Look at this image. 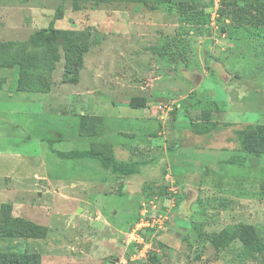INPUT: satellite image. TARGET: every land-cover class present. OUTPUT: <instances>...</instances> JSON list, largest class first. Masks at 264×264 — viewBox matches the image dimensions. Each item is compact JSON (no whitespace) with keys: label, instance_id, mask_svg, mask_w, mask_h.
Wrapping results in <instances>:
<instances>
[{"label":"rangeland","instance_id":"obj_1","mask_svg":"<svg viewBox=\"0 0 264 264\" xmlns=\"http://www.w3.org/2000/svg\"><path fill=\"white\" fill-rule=\"evenodd\" d=\"M251 1L0 0V264H264L238 239L245 224L264 238V154L238 140L264 124V0L260 13ZM49 25L56 38L36 44ZM168 36L182 53L157 52ZM136 104L152 115L142 124ZM205 111L225 151L183 184L157 132L207 127ZM149 199L171 205L172 220L138 254L123 233ZM204 233L229 242L215 248Z\"/></svg>","mask_w":264,"mask_h":264},{"label":"trees","instance_id":"obj_2","mask_svg":"<svg viewBox=\"0 0 264 264\" xmlns=\"http://www.w3.org/2000/svg\"><path fill=\"white\" fill-rule=\"evenodd\" d=\"M135 1L144 2L146 0H135ZM158 1L160 3H170L172 1H176L178 3V6L181 8V6H183L185 2H189L193 0H158ZM259 1L260 0L251 1L247 5L248 6L247 10H249V12L256 11L260 13V7L257 6V2ZM55 38H56V33L54 31V28L51 25L45 28H41L34 32V42L36 44L49 43ZM167 42H169V44H171L175 48H169V51H168L166 49V47L168 46ZM167 42L166 44H162L161 48H158L157 52L159 54L167 53L172 56L173 54H176V53H182V50L184 51L185 46L182 44L179 38L177 37L175 38V36H168ZM142 104L141 105L136 104L133 107H141L143 106ZM207 104L203 103V105H207ZM205 116L207 118V120L205 121L207 122L208 125L207 127H204V128L216 129L215 127H217V124H215V121L210 119L208 111H205ZM203 122L204 121H201L198 123L203 124ZM198 123L196 124V122H192L191 124L193 127L197 128L199 126ZM238 140H239L240 147L244 152L248 154H254V155L264 154V124L254 123V124L247 125L246 127H244L242 130L238 132ZM59 155L61 157H67V156H75L76 153L71 152V153L65 154L63 152H60ZM85 155L91 156L93 158H97L103 164L110 166L113 172H118L120 174H129L132 172H136V169L133 166L126 165L114 159L110 155L107 156L101 152H91V151L86 152ZM160 207L162 209H165V206L163 204H160ZM171 217H172V211L169 214V219L165 222L166 223L165 230H167V225L172 220ZM4 235L5 234L3 230L0 229V236H4ZM204 236L210 242V244L214 246L215 248H221L227 245V243L229 242L228 236L223 233H204ZM238 239L240 240L241 244L248 252L250 253L257 252V253L264 255V238L259 234L258 229L254 227L253 225L251 224L242 225L238 233ZM15 263L21 264V259L15 260Z\"/></svg>","mask_w":264,"mask_h":264},{"label":"crops","instance_id":"obj_3","mask_svg":"<svg viewBox=\"0 0 264 264\" xmlns=\"http://www.w3.org/2000/svg\"><path fill=\"white\" fill-rule=\"evenodd\" d=\"M192 91L193 90L188 89L186 93H184L179 98V100L186 99L189 96L187 95V93H191ZM167 100H169V102H173V100H171L170 98H167ZM210 101H212L214 105H217L219 107L216 101ZM139 109H141V112L131 115L130 117L135 123L142 124L152 115L144 112V109L142 107H140ZM183 109L187 110L185 106ZM192 122L198 123L199 120H192L191 122L189 121V126L182 124H173L174 127H171V130H162L160 132H157V134H166L164 136V146L171 144L173 145V148H170V150H173L172 153H165L164 155L168 162V169L171 171V173H173V176H175L176 179L179 178L183 182V184L187 183L188 176L194 175V171L197 170L200 165H202V161L204 158L208 157V161H210L212 158L215 161L216 154L219 151H225L224 149L226 147L224 145L217 146L216 144H213V142L215 143L217 141L216 138L219 137L217 135V132H215L217 131V129H206L201 126L195 128L192 126ZM193 137L194 140H192ZM221 140L224 142V139ZM209 141L212 143H210ZM207 160H205V162H207Z\"/></svg>","mask_w":264,"mask_h":264},{"label":"built area","instance_id":"obj_4","mask_svg":"<svg viewBox=\"0 0 264 264\" xmlns=\"http://www.w3.org/2000/svg\"><path fill=\"white\" fill-rule=\"evenodd\" d=\"M167 107L168 106L163 103H160L157 106L156 113L159 115V117L162 118L163 113L167 114ZM163 205L165 206V209H162L160 205L156 207L155 202L151 201L150 199L142 201L139 204V210L135 221L130 227L127 228L126 231H124L123 241L126 245H129L130 243L136 244L138 248V254L142 253L140 251L146 248L145 244H149L150 246L149 240L153 238L152 236L154 235V232L159 231V228H161L162 225H164L166 228L165 222L169 219V214L172 210L171 205Z\"/></svg>","mask_w":264,"mask_h":264},{"label":"water","instance_id":"obj_5","mask_svg":"<svg viewBox=\"0 0 264 264\" xmlns=\"http://www.w3.org/2000/svg\"><path fill=\"white\" fill-rule=\"evenodd\" d=\"M166 102V101H165Z\"/></svg>","mask_w":264,"mask_h":264}]
</instances>
